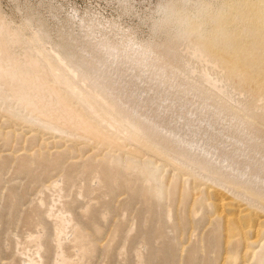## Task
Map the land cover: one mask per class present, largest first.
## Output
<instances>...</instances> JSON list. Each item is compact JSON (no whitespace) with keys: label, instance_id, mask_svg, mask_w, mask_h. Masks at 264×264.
<instances>
[{"label":"rangeland","instance_id":"obj_1","mask_svg":"<svg viewBox=\"0 0 264 264\" xmlns=\"http://www.w3.org/2000/svg\"><path fill=\"white\" fill-rule=\"evenodd\" d=\"M24 263L264 264V0H0V264Z\"/></svg>","mask_w":264,"mask_h":264},{"label":"bare ground","instance_id":"obj_2","mask_svg":"<svg viewBox=\"0 0 264 264\" xmlns=\"http://www.w3.org/2000/svg\"><path fill=\"white\" fill-rule=\"evenodd\" d=\"M6 52H7V50H5ZM6 52H4L5 54H6ZM5 54H3L2 56H4ZM9 55V54H8ZM9 57L11 58V56L9 55ZM5 60V59H4ZM6 62V61H5ZM7 62H9V61H7ZM16 80V79H15ZM11 81V80H10ZM10 83V82H9ZM22 92V91H21ZM18 93H19V91H18ZM220 202V201H219ZM219 205V204H218ZM223 204H221V202H220V205L219 206H222ZM216 207V206H215ZM223 207V206H222ZM220 208V207H219ZM219 210V209H218ZM220 211V210H219ZM223 211V210H222ZM57 222L55 223V231H57V233L59 234V233H62L63 231H64V224H63V220H60V218H59V220H56ZM39 231V230H38ZM63 234V233H62ZM39 235H40V233H39ZM68 235V234H67ZM71 236V235H70ZM72 238H73V240H72V243H73V248L74 247H77L78 249H80V251L83 249V247H82V240H81V237L78 235V234H76V233H74V232H72ZM57 241V240H56ZM71 241V240H70ZM60 243V242H59ZM84 244V243H83ZM72 248V247H71ZM86 249V248H85ZM73 250V249H72ZM76 251V250H75ZM86 251V250H85ZM77 252V251H76ZM85 253V252H84ZM83 253V254H84ZM78 256V255H77ZM82 258V257H81ZM24 264H28V263H24Z\"/></svg>","mask_w":264,"mask_h":264}]
</instances>
